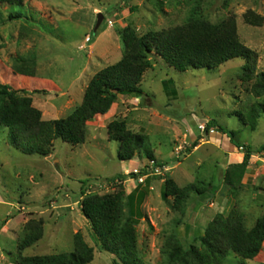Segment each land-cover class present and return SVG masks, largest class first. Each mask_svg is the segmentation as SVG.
Masks as SVG:
<instances>
[{
    "label": "rangeland",
    "instance_id": "obj_1",
    "mask_svg": "<svg viewBox=\"0 0 264 264\" xmlns=\"http://www.w3.org/2000/svg\"><path fill=\"white\" fill-rule=\"evenodd\" d=\"M199 5L208 21L217 24L234 16L241 42L256 53L252 79L245 80L246 61L235 58L215 69L178 71L155 53L153 67L141 83L143 95L120 96L109 112L88 124L86 141L72 146L55 141L47 157L25 155L10 145L8 130L0 127V264H20L19 240L31 220L43 222V237L22 255L50 256L75 249L80 234L94 249L90 264H114L81 213V190L87 194L113 193L116 185L134 202L138 264H185L167 256L165 243L173 237L184 250L202 249L200 237L223 212L236 211L252 228L264 217V113L256 121L241 120L253 105L255 75L264 72V26L248 25L245 13L264 17V0H25L21 7L0 4V84L32 99L44 120L66 118L83 99L92 77L120 60L121 32L133 28L139 36L184 24ZM104 20L97 30V14ZM11 13L22 17L10 18ZM113 25L109 26L108 21ZM90 42H86V38ZM16 67L32 68L33 76ZM10 100L0 96V106ZM214 120L223 130L211 128ZM124 121L127 130L145 137L156 163L169 168L138 184L128 174L150 163L145 149L131 161L118 159L119 143L107 127ZM194 143L198 145L189 153ZM247 146L252 158L241 186L224 183L230 164L241 162ZM123 175L122 181L109 180ZM169 176L183 188L196 184L206 195H191L184 211L174 209V198L163 200ZM147 182H150L149 188ZM86 184V185H83ZM118 189V188H117ZM148 189L140 201V193ZM136 190V191H135ZM212 196H210V195ZM127 212V210H126ZM221 264H264V244L252 260L230 252Z\"/></svg>",
    "mask_w": 264,
    "mask_h": 264
},
{
    "label": "trees",
    "instance_id": "obj_2",
    "mask_svg": "<svg viewBox=\"0 0 264 264\" xmlns=\"http://www.w3.org/2000/svg\"><path fill=\"white\" fill-rule=\"evenodd\" d=\"M25 0H0V4L21 7ZM22 17L11 13L10 18ZM248 25L264 26V17L248 11L244 15ZM123 54L119 61L108 65L97 72L85 90L81 104L66 118L44 120L42 112L33 107L32 99L21 94L24 90H14L6 84H0V96L10 100L9 104L0 106V127L8 130L11 146L25 155L47 157L55 149V141L61 140L72 146L82 145L86 141L88 124L99 115L109 112L120 96L143 95L141 83L145 72L153 67L151 54L155 53L168 66L185 72L188 69H215L235 58L246 61L244 67L245 80L252 79L257 55L247 48L238 35L234 16L214 24L208 21L196 5L187 21L170 29L149 31L139 36L136 31L127 27L121 32ZM19 74L33 76L32 68L16 67ZM254 96L264 93V72L255 75L251 87ZM264 113V103L253 105L241 120L256 121ZM223 130L214 120L208 121L205 131L211 128ZM108 137L119 143L118 159L122 162L131 161L135 154L145 149L149 161L156 163L153 153L147 148L145 137L127 130L124 121H113L107 127ZM198 144L194 143L187 152H191ZM242 162L230 164L224 174V183L233 188L242 185L247 176L252 151L247 146ZM264 152V146L258 153ZM123 175L110 179L112 183L122 181ZM150 182H147L149 188ZM86 185V184H83ZM113 193L106 195L87 194L82 188L80 209L88 221L102 249L115 256L114 264H138L137 233L134 202L136 193L126 195L122 186L116 185ZM118 188V189H117ZM136 191V190H135ZM148 189L140 193L141 202ZM206 195L207 189H200L196 184L179 187L167 176L162 198H174V209L183 212L192 194ZM210 195V194H209ZM212 196V195H210ZM127 210V212H126ZM43 237V222L29 221L24 235L19 240L18 250L20 264H90L94 259V249L86 244L80 234L75 236V249L69 253L50 256H28L22 253L35 245ZM202 249L192 246L184 250L176 245L173 237L165 243L167 256L171 260H181L185 264H221L223 259L232 252L244 260H252L261 252L264 244V217L248 229L241 215L236 211L222 213L205 230L200 237Z\"/></svg>",
    "mask_w": 264,
    "mask_h": 264
},
{
    "label": "built area",
    "instance_id": "obj_3",
    "mask_svg": "<svg viewBox=\"0 0 264 264\" xmlns=\"http://www.w3.org/2000/svg\"><path fill=\"white\" fill-rule=\"evenodd\" d=\"M108 25L112 26L113 22L108 21ZM87 43L90 42V38L87 37L85 40ZM169 171V168L164 165L155 164L150 161L149 164L142 166L140 169H133L128 176L134 178L133 181L138 184H144L145 181L151 176L165 175Z\"/></svg>",
    "mask_w": 264,
    "mask_h": 264
},
{
    "label": "water",
    "instance_id": "obj_4",
    "mask_svg": "<svg viewBox=\"0 0 264 264\" xmlns=\"http://www.w3.org/2000/svg\"><path fill=\"white\" fill-rule=\"evenodd\" d=\"M104 20V15L100 12L97 14V21L94 27V32H97V30L99 29V27L101 26L102 22Z\"/></svg>",
    "mask_w": 264,
    "mask_h": 264
},
{
    "label": "crops",
    "instance_id": "obj_5",
    "mask_svg": "<svg viewBox=\"0 0 264 264\" xmlns=\"http://www.w3.org/2000/svg\"><path fill=\"white\" fill-rule=\"evenodd\" d=\"M242 162V161H241ZM237 163H240V162H237Z\"/></svg>",
    "mask_w": 264,
    "mask_h": 264
}]
</instances>
